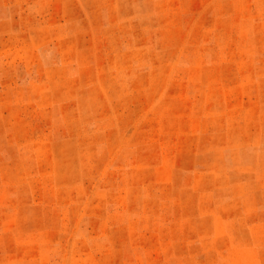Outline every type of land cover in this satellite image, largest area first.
<instances>
[{"label":"rangeland","instance_id":"374dc122","mask_svg":"<svg viewBox=\"0 0 264 264\" xmlns=\"http://www.w3.org/2000/svg\"><path fill=\"white\" fill-rule=\"evenodd\" d=\"M0 264H264V0H0Z\"/></svg>","mask_w":264,"mask_h":264}]
</instances>
